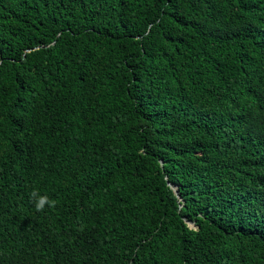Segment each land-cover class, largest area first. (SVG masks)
Masks as SVG:
<instances>
[{"label": "trees", "instance_id": "16d2710c", "mask_svg": "<svg viewBox=\"0 0 264 264\" xmlns=\"http://www.w3.org/2000/svg\"><path fill=\"white\" fill-rule=\"evenodd\" d=\"M0 264H264V0H0Z\"/></svg>", "mask_w": 264, "mask_h": 264}, {"label": "clouds", "instance_id": "9594fccd", "mask_svg": "<svg viewBox=\"0 0 264 264\" xmlns=\"http://www.w3.org/2000/svg\"><path fill=\"white\" fill-rule=\"evenodd\" d=\"M30 199L32 200L36 211H43L47 208H54L56 206V201L51 199L47 195H42L38 189H33L30 193Z\"/></svg>", "mask_w": 264, "mask_h": 264}]
</instances>
